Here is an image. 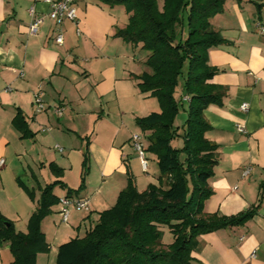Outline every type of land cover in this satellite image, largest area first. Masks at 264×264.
Masks as SVG:
<instances>
[{
	"label": "crops",
	"instance_id": "1",
	"mask_svg": "<svg viewBox=\"0 0 264 264\" xmlns=\"http://www.w3.org/2000/svg\"><path fill=\"white\" fill-rule=\"evenodd\" d=\"M74 3L77 22L57 26L47 17L46 0H0V158L5 161L0 214L25 233L41 189L58 180L78 189L85 152L88 157L84 187L72 195L87 200L88 209L73 210L62 224L59 204L52 207L41 222L49 252L37 254L36 264L49 253L56 258L61 243L84 236L98 214L114 205L128 177L138 191L157 184L158 169L149 168L152 154L146 152L148 171L143 172L130 142L141 133L144 147L149 145L150 132H142L135 121L160 110L155 97L141 93L133 79L151 73L148 54L114 35L127 23L124 8L96 0ZM31 9L42 17L35 35L28 34ZM210 23L226 43L208 52V64L216 69L208 82L225 88V95L203 111L211 127L205 137L218 146L204 212L229 217L258 208L241 225L201 234L190 264H264V0H226ZM57 30L62 45L53 41ZM177 90L184 109L188 98L179 84ZM34 94L44 104L37 113ZM53 194L65 197L66 189L55 186ZM163 231L168 245L172 236ZM11 260L3 244L0 264Z\"/></svg>",
	"mask_w": 264,
	"mask_h": 264
},
{
	"label": "trees",
	"instance_id": "2",
	"mask_svg": "<svg viewBox=\"0 0 264 264\" xmlns=\"http://www.w3.org/2000/svg\"><path fill=\"white\" fill-rule=\"evenodd\" d=\"M225 1L164 0L159 10L156 0H96L108 8H124L127 23L114 35L132 46L140 45L148 54L145 65L151 73L133 79L141 93L155 97L160 110L135 122L142 132H150L144 149L155 156L159 175L156 185L148 184L142 191L128 177L114 205L98 214L84 236L57 247L55 264H190L201 234L241 225L258 208L229 217L206 214L203 208L212 195L208 180L218 158V146L205 137L211 127L203 111L209 104H220L225 95V88L208 82L216 73L208 64V52L226 43L210 20L222 11ZM180 77L189 103L187 119L177 127L175 116L182 108L177 90ZM176 138L182 143L179 148L171 145ZM87 172L85 152L78 189L71 190L60 180L44 186L25 233L16 232L0 214V246L8 245L10 264H36L37 254L49 252L41 222L59 204L53 188L66 189V196L72 197L84 187ZM164 229L172 236L168 245L163 243Z\"/></svg>",
	"mask_w": 264,
	"mask_h": 264
},
{
	"label": "built area",
	"instance_id": "3",
	"mask_svg": "<svg viewBox=\"0 0 264 264\" xmlns=\"http://www.w3.org/2000/svg\"><path fill=\"white\" fill-rule=\"evenodd\" d=\"M49 5V12L47 17L54 21L56 25H60L62 21L68 20L70 22L76 23L78 20V11L75 6L74 0H46ZM30 15L32 17L31 22L28 25V34L35 35L38 31V27L42 23V17L35 15L33 9L30 10ZM261 32H264V28L260 26ZM79 31L77 30V34ZM54 43L57 45H62L63 36L62 33L57 30V34L53 39ZM33 105L35 112H40L44 110V104L39 94H34ZM242 110L247 109V104H242ZM60 112V110H59ZM238 131L242 132V128L238 127ZM130 142L134 152L137 154L139 159L140 167L143 172L148 171V160L146 157V151L144 149V144L142 138L139 134H133L130 138ZM57 147V146H56ZM61 151V148L57 147ZM5 165L3 158H0V169ZM249 168L244 169L243 176L246 175ZM88 209V201L84 199L74 198V197H61L59 198V216L60 222L62 224H67L71 212L74 210L80 212Z\"/></svg>",
	"mask_w": 264,
	"mask_h": 264
},
{
	"label": "rangeland",
	"instance_id": "4",
	"mask_svg": "<svg viewBox=\"0 0 264 264\" xmlns=\"http://www.w3.org/2000/svg\"><path fill=\"white\" fill-rule=\"evenodd\" d=\"M156 3H157V5H158V9L159 10H161L162 9V7H163V3H164V0H156ZM124 12V11H123ZM187 35V24L185 23V22H183V37H185ZM178 84L180 85V86H182V84H183V78L182 77H180L179 79H178ZM188 100H186V103H185V108L184 109H180L179 110V112H178V114L175 116V123H176V125L178 124V125H180V127L185 123V120L187 119V111H188ZM159 111V110H158ZM137 134H139L140 135V137L142 138V139H144V136H143V134H141V133H137ZM146 135V134H145ZM179 141V139L178 138H176V139H174V140H172V144H173V146H181L180 144H182L181 142H178ZM153 157V155H151L149 158H150V161H149V168L151 169V171L152 170H155V169H157L156 168V162H154V158H152ZM156 173H158V171L156 172ZM159 175V173L157 174V176ZM156 181H157V178H156ZM141 182H137V184H138V186H139V184H140ZM154 184L156 185V182H154ZM141 185V184H140ZM139 188H140V186H139ZM56 193H59V191H58V188H56L55 190H54ZM57 216V215H56ZM56 216H55V214H54V217L56 218ZM49 238V237H48ZM170 238H171V236H170ZM167 237H165L164 238V241H167ZM44 255H46V254H44ZM10 257H11V255H10ZM48 258L49 259H43V260H40L39 261V263L40 264H55V255L53 254L52 255V253H49L48 254ZM11 259H12V257H11Z\"/></svg>",
	"mask_w": 264,
	"mask_h": 264
}]
</instances>
